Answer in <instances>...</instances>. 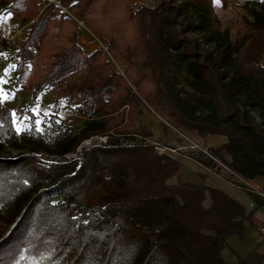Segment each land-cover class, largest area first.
Here are the masks:
<instances>
[{
    "label": "trees",
    "instance_id": "obj_1",
    "mask_svg": "<svg viewBox=\"0 0 264 264\" xmlns=\"http://www.w3.org/2000/svg\"><path fill=\"white\" fill-rule=\"evenodd\" d=\"M180 1L58 0L101 42L85 52L80 25L57 4L0 0V13L27 25L12 81L31 92L27 106L58 86L84 116L77 133L49 145L19 133L0 100V264H229L227 239L243 235L251 212L221 189L170 183L180 161L134 130L143 102L157 108L162 126L217 116L213 126L231 139L229 168L264 178V2L260 30L237 50L213 0ZM94 136L107 140L77 151ZM5 147L19 152L1 155Z\"/></svg>",
    "mask_w": 264,
    "mask_h": 264
},
{
    "label": "rangeland",
    "instance_id": "obj_2",
    "mask_svg": "<svg viewBox=\"0 0 264 264\" xmlns=\"http://www.w3.org/2000/svg\"><path fill=\"white\" fill-rule=\"evenodd\" d=\"M261 2H264V0H220V3L217 4L213 0L214 10L222 22L223 28L229 31L231 40L237 50L246 45L252 36L260 30V23L256 21V18L257 13L262 9ZM129 3L133 7L137 4L158 6L161 3L177 6L181 1L129 0ZM18 19L20 18L18 17ZM181 19V17H178V22ZM73 20L79 25L75 19ZM25 32L26 28L18 39L7 42L4 52L0 55V100L2 104L10 109L13 124L16 130L20 129L19 131L17 130L19 133L27 130L32 131V133L37 134L36 136L39 139L51 145L55 139L77 133L83 124L84 116L74 113L75 103H68L66 100L68 92L59 90L58 86L47 88L46 91L43 90L38 95L35 103L27 106L28 101L32 97L31 92L12 85V81L16 76L14 70L16 45L20 39L24 38ZM188 35L193 38H201L199 32H188ZM78 40L85 52H90L102 45L91 28H88V30L80 28ZM202 43L212 49V45H205L203 41ZM106 56H109L108 53H106ZM171 74L177 81L181 82L186 77L183 71L174 69L170 72ZM256 120L259 122L258 118ZM160 121L157 108H153L143 102L142 117L136 123L134 131L141 133V135L150 134L146 138V142L153 144L158 153L159 151L156 147L175 149L174 152L166 150V153H159L169 154L172 158L180 161L177 174L169 180L170 183H176L180 180L197 185L217 187L222 190L225 189L227 193L237 199L247 201L245 192L248 193L252 189V186L248 184V180L226 172L222 167H218V164L213 167H207L195 160L197 152L191 147L193 143L206 148L218 162L227 165L225 160H229V157L225 148L231 139L213 126V122L218 121L217 116L206 114L203 121L189 122L182 120L173 125L165 126L160 125ZM106 140L107 137H91L85 140L77 151L93 144L104 143ZM18 152V150L11 147H5L1 151V155L10 154L14 156ZM260 181L258 183L263 187L264 180ZM236 238L241 240L248 248H254L256 243L264 241V236L250 224L245 226L243 235H236ZM229 242L233 244L232 239ZM227 259L230 261L229 258Z\"/></svg>",
    "mask_w": 264,
    "mask_h": 264
},
{
    "label": "built area",
    "instance_id": "obj_3",
    "mask_svg": "<svg viewBox=\"0 0 264 264\" xmlns=\"http://www.w3.org/2000/svg\"><path fill=\"white\" fill-rule=\"evenodd\" d=\"M49 3H55L59 6V10L67 15L75 19L81 28L86 29L87 27L83 25L81 22H79L72 14L71 12L66 9L63 5H61L58 0H47V4ZM27 27V25L23 24V22L18 19L17 15L14 12L7 11V12H1L0 13V55L5 49L4 44L7 42H10L11 40L18 39L20 37V34L24 32V29ZM192 149H195L197 152V156L195 157V160L198 158H207L211 160L214 165L218 164V167H222L226 172L228 173H235L229 168L228 165L223 164L222 162H218V160L206 149L201 147L200 145L193 143L191 145ZM159 151V153H166L165 151H171L174 152L175 149H171L168 147H156ZM171 157V155L167 154ZM252 193L264 198V194L261 191L256 190L255 188L251 189ZM253 205L252 203L250 204ZM257 230L261 235H264V217L259 220V224L257 226Z\"/></svg>",
    "mask_w": 264,
    "mask_h": 264
},
{
    "label": "crops",
    "instance_id": "obj_4",
    "mask_svg": "<svg viewBox=\"0 0 264 264\" xmlns=\"http://www.w3.org/2000/svg\"><path fill=\"white\" fill-rule=\"evenodd\" d=\"M260 180H264V178L256 177L254 179L248 180V184H250L252 188H255L256 190L262 192L261 190L262 186L259 185V183L261 182ZM214 188H217V187H214ZM222 191L227 193L225 189ZM227 194L231 196L232 198H234L235 200H237L238 202H240L246 208L247 212H251V218L250 220L245 221V226L250 224L254 226L256 228V231L258 232L257 226L259 224V220L264 217V198L260 197L259 199L261 200V203L258 204L257 202L253 200L251 195H249L247 192H245L247 196L246 202L240 199H237L236 197L230 195L229 193ZM251 203L253 204L252 206L250 205ZM231 239L233 240V244L229 242ZM227 243L228 245L223 249L222 255L229 264H239L240 259H243L252 253L260 256L259 259L258 257H254L253 259L255 262L252 264H264V249H263L264 241L260 243L259 242L256 243L254 248L253 247L248 248L241 240L236 238V235H232L227 239ZM227 258H229L230 261Z\"/></svg>",
    "mask_w": 264,
    "mask_h": 264
},
{
    "label": "snow or ice",
    "instance_id": "obj_5",
    "mask_svg": "<svg viewBox=\"0 0 264 264\" xmlns=\"http://www.w3.org/2000/svg\"><path fill=\"white\" fill-rule=\"evenodd\" d=\"M214 2L217 3V4H219L220 3V0H214ZM17 130L19 131L20 129H17Z\"/></svg>",
    "mask_w": 264,
    "mask_h": 264
}]
</instances>
